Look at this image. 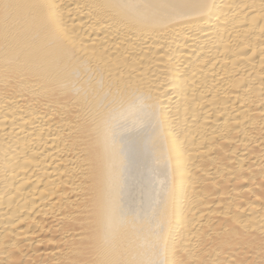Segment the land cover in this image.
<instances>
[{
    "label": "bare ground",
    "instance_id": "bare-ground-1",
    "mask_svg": "<svg viewBox=\"0 0 264 264\" xmlns=\"http://www.w3.org/2000/svg\"><path fill=\"white\" fill-rule=\"evenodd\" d=\"M0 264H264V0H0Z\"/></svg>",
    "mask_w": 264,
    "mask_h": 264
}]
</instances>
